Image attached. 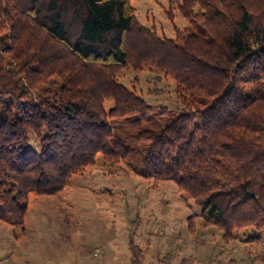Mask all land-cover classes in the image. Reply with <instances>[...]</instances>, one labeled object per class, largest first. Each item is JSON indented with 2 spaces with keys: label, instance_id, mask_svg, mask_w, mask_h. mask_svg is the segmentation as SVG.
Returning <instances> with one entry per match:
<instances>
[{
  "label": "trees",
  "instance_id": "16d2710c",
  "mask_svg": "<svg viewBox=\"0 0 264 264\" xmlns=\"http://www.w3.org/2000/svg\"><path fill=\"white\" fill-rule=\"evenodd\" d=\"M132 1L0 0V223L22 226L30 194L63 191L101 158L173 182L199 209L192 235L251 229L258 243L264 0H176L189 25L175 38L142 26ZM128 69L170 79L176 111L124 85ZM263 249L249 264H264Z\"/></svg>",
  "mask_w": 264,
  "mask_h": 264
},
{
  "label": "rangeland",
  "instance_id": "374dc122",
  "mask_svg": "<svg viewBox=\"0 0 264 264\" xmlns=\"http://www.w3.org/2000/svg\"><path fill=\"white\" fill-rule=\"evenodd\" d=\"M174 1L133 0L132 5L142 26L158 37L175 38L189 24ZM120 81L149 106L176 111L174 83L159 73L128 69ZM198 213L173 182L146 180L124 163L109 168L98 158L63 191L30 194L22 226L0 223V264H189L185 260L191 257L190 264H249L248 255L261 256L264 235L250 242L251 229L237 230L228 242L215 227L189 233L187 218ZM130 236L141 255L132 256Z\"/></svg>",
  "mask_w": 264,
  "mask_h": 264
}]
</instances>
